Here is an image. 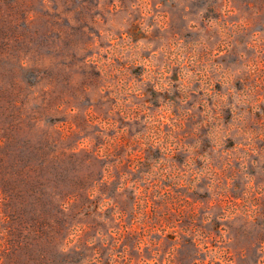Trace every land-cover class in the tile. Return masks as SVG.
I'll use <instances>...</instances> for the list:
<instances>
[{
  "label": "rangeland",
  "instance_id": "rangeland-1",
  "mask_svg": "<svg viewBox=\"0 0 264 264\" xmlns=\"http://www.w3.org/2000/svg\"><path fill=\"white\" fill-rule=\"evenodd\" d=\"M0 264H264V0H0Z\"/></svg>",
  "mask_w": 264,
  "mask_h": 264
}]
</instances>
